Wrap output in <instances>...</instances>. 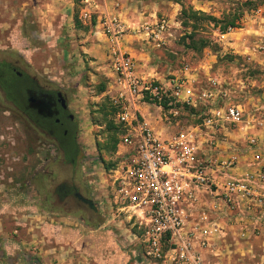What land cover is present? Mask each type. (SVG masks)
<instances>
[{
    "label": "rangeland",
    "instance_id": "374dc122",
    "mask_svg": "<svg viewBox=\"0 0 264 264\" xmlns=\"http://www.w3.org/2000/svg\"><path fill=\"white\" fill-rule=\"evenodd\" d=\"M120 1L125 9L122 11H126L120 18L131 28L151 18V14L169 18L174 26L173 37L161 47L141 37H126L129 34L124 37L125 42L136 43L146 54L133 55L138 60L139 75L168 79L188 66L199 73L203 82L208 78L221 81L232 90L234 100L247 107L248 114L253 111L255 116L260 112L257 117L262 118V90L250 79L261 81L262 75L249 74L257 72L259 66H250V62L235 57L228 41L240 42V34L225 39L218 32L222 23L233 18L240 27L247 24L245 0ZM127 4L134 7L128 9ZM84 9L92 13L90 22L81 18ZM100 10L93 9L84 0H0V61H11L19 71L34 77L40 86L66 96L69 109L77 118L81 147L75 168L63 164L46 138L0 96V264H23L26 255L35 257L41 264H56L55 254L49 252L62 243L58 239L61 233L58 226L66 216H73L84 239L93 240L91 230L97 229L96 238L101 236L105 240L103 232L110 230L115 243L127 246L132 256L130 264H147L142 258L141 233L134 221H130V215L119 211L111 201V177L119 165L113 144L115 140L118 142L119 131L115 132L112 127V121L116 124L111 102L115 87L108 67L105 39L96 34L95 29L102 14ZM200 12L206 13L205 17ZM244 14L242 21L238 20ZM208 16L218 22L207 19ZM192 32L194 40L198 43L207 40L209 46L199 52L190 49L187 36ZM250 97L259 98L258 104L253 99L251 102L255 105L249 103ZM139 107L155 133L164 137L193 131L206 112L204 105L198 109L176 105L174 110L161 109L155 103ZM258 129L262 127L257 126ZM240 136L234 135L239 143L235 139L220 138L217 148H239L249 153L246 141ZM64 181L78 188L93 202L94 208H80L72 200L67 201V205L61 204L54 188ZM205 196L198 211H206L210 220L217 223L208 238L210 247L205 263L264 264V234L257 215L243 209L216 211L211 206L212 198ZM18 213L29 214L28 222L33 225L25 240L23 227L17 224ZM104 224H107L105 229ZM35 231L38 241L33 237ZM12 241H26L24 251L11 252ZM39 247L43 248L42 255H39ZM98 249V264H103L104 251L100 246ZM47 250L50 251L46 253Z\"/></svg>",
    "mask_w": 264,
    "mask_h": 264
},
{
    "label": "built area",
    "instance_id": "2783aa9c",
    "mask_svg": "<svg viewBox=\"0 0 264 264\" xmlns=\"http://www.w3.org/2000/svg\"><path fill=\"white\" fill-rule=\"evenodd\" d=\"M81 18L90 22L92 13L84 9ZM96 25V34L105 39L115 87L111 102L120 129L111 201L130 215L141 233L144 262L204 264L198 248L209 245L211 232L206 228L198 245L193 231L212 223L206 211H198L205 195L212 198L216 211L243 209L257 215L264 234V146L249 135L245 110L234 100L232 90L215 78L203 82L188 66L162 80L138 74L137 61L123 49L124 37L128 32L137 33L157 47L165 46L174 35L167 17L131 28L119 16L105 12ZM150 103L161 109L166 103L171 110L176 105L194 109L204 105L206 112L193 131L164 137L156 134L139 112L140 104ZM239 133H244L242 139L252 162L248 173L233 175L238 158L217 159L214 151L220 138L228 140Z\"/></svg>",
    "mask_w": 264,
    "mask_h": 264
},
{
    "label": "crops",
    "instance_id": "0c3cea01",
    "mask_svg": "<svg viewBox=\"0 0 264 264\" xmlns=\"http://www.w3.org/2000/svg\"><path fill=\"white\" fill-rule=\"evenodd\" d=\"M245 1L248 2L249 4L247 5L248 11L245 12L247 14L246 15L247 19H245L247 24L244 27H240V26L234 27V28L230 27L225 33H222L219 28L218 32L220 33L222 38H225V39L234 34L241 35L240 42L232 40V41H228V44L231 45V47L233 48V53L235 57L237 58L241 57L244 60L250 62V66L251 65L255 66V64L259 66L255 70L257 72H249V74L255 73V75L256 74L259 76L262 75L261 81H259L258 79L254 80L252 77H250V79L253 80V82L257 83L258 87H260V89L262 90L263 100L261 102H262L263 109H264V0H245ZM84 3H89V6H91L93 9L100 8L101 9L100 11L102 13H105V12L109 14L112 13V14H116L119 17H122L123 14L126 13V11H122L125 9L122 7L123 4L120 0H84ZM127 7L128 9L130 8L132 9L134 6L132 4L131 5L127 4ZM150 16L152 17L145 18L147 20L144 22H153L155 19L160 18L156 14H151ZM244 16L245 14L238 20L242 21ZM96 26L97 25H95V29H96V32H98L97 31L98 29ZM236 29L242 30L243 32L234 33L233 30H236ZM135 36L141 37L143 40L148 42L144 36H141L137 33L133 34L131 32L126 37L134 38ZM148 43L152 44L151 42H148ZM167 43H169V41ZM123 49L128 54H130L132 57L134 56L141 57V56L146 55L144 52H141L138 49L136 43L131 42L129 40L128 42H125V39L123 40ZM251 99L253 98L250 97L248 99L250 101L249 103L253 105L258 104L257 101H259V98H257V100L253 99L256 101L255 104L251 102L252 101ZM140 108L141 107H139V112H140ZM244 110H245L246 128H249L248 130L249 135L255 138H258L260 141H262L263 143L262 146H264V112L261 113L262 118L260 119L257 117V114L258 113L260 114V112H256L257 114L253 116L254 112L252 111L251 114H248V110L246 106ZM140 114L143 116L141 112ZM257 126L262 127V129L260 130L258 129L259 131L256 130ZM238 135H241L240 137H244V133L242 134L239 133ZM231 139L236 140V138H234V135L231 137ZM236 141L239 143V140H236ZM240 150L239 148H217L214 151V154L217 159H226L229 156H236L239 160V164L237 168L232 171V174L233 175H244L248 173L249 171V164L252 162V154L251 152L244 153L242 150L241 151ZM95 212L97 211L95 210ZM28 216L29 214H26V213H22V214L18 213V215L16 216L18 218L17 224L20 225V227H23V229H21V232L24 236V240H25L26 233H29V231L33 227V225H31V223L29 224L28 222V219H27ZM39 216L42 217L43 215H39ZM216 224L217 223L212 222L209 225H205V224L199 225V227L193 231V234L195 236V241H198V245H199V240L205 238L206 236L205 234L206 228L209 230V232H211L214 225ZM77 226L78 224L76 223L75 219H73V216H66L62 218V222L58 226V229L61 230V233L58 239L61 240L62 243L56 245L55 247H52L51 251L53 252H49V253L55 254L56 264H98L99 260L97 259V256H96L98 246H100L101 249L104 251L103 252L104 257L101 263L103 264H130V259L132 256L129 253L127 246L123 243L120 245L115 243V239L111 236L112 232H110V230L103 232L105 236H108V237L103 236L105 238V240H103V238L101 239V236H98L99 239H97L96 235H94V233L97 232V229H92L91 232H93L92 234L93 240L88 241L82 237L79 230L77 229ZM36 227H38V225ZM106 227H107V224H104L103 228L105 229ZM15 232H18V231H15ZM33 234H34L33 237H35L37 234V231H35ZM120 234L122 235V230ZM35 239L38 241V237H35ZM42 240L44 241V239ZM42 240H39V242L41 243ZM201 242L202 240L200 241V243ZM25 245H26V241H12L11 242V252H17V251H22V250L24 251ZM209 247H210V242H209V245L200 246L198 248V251L201 252L202 258L204 259V264H206L205 263L206 262V252H207V248ZM39 250H40L39 255H42L43 248L39 247ZM48 251L50 250H47L46 253ZM82 259H85L86 262H84ZM45 264H47V262H45Z\"/></svg>",
    "mask_w": 264,
    "mask_h": 264
},
{
    "label": "flooded vegetation",
    "instance_id": "af4514ba",
    "mask_svg": "<svg viewBox=\"0 0 264 264\" xmlns=\"http://www.w3.org/2000/svg\"><path fill=\"white\" fill-rule=\"evenodd\" d=\"M0 96L46 138L63 164L72 168L77 166L81 156L77 118L70 111L67 98L62 92L40 86L34 77L19 71L11 61L3 60L0 61ZM54 194L63 205L72 200L80 208H94L93 202L69 181L56 185Z\"/></svg>",
    "mask_w": 264,
    "mask_h": 264
},
{
    "label": "trees",
    "instance_id": "16d2710c",
    "mask_svg": "<svg viewBox=\"0 0 264 264\" xmlns=\"http://www.w3.org/2000/svg\"><path fill=\"white\" fill-rule=\"evenodd\" d=\"M76 1L79 2L80 0H76ZM250 4H251V2H250ZM247 5H249L248 2H246V6H247ZM200 13H201L200 15H202V17H203V16L205 17V14H204V13H202V12H200ZM184 14H186V12H184ZM193 17H195V16H193ZM208 17H209V18H207V19H211V20H213V22H215V23L218 22V20H217L216 18H213L212 16H208ZM204 19H205V18H204ZM183 23H184L185 26L187 25L186 22H183ZM230 27H231V28L239 27L238 24H237V22H236V19H235V18H233V19L227 21L226 23H222L221 26H220V31H221L222 33H225V32H227V30H228ZM196 28H197V27L194 26V31L196 30ZM187 37H188V39H189V45H188V47H189L190 49L194 50V51H198V52H199V51H201L202 49L208 47L209 44H210L207 40H199V43H198L196 40H194V32H192L191 34H189ZM14 78H16V77H14ZM101 91L104 92V87L101 88ZM164 107L167 108V109H169V107L167 106L166 103L164 104ZM113 112L115 113V109H114ZM112 127H113V129L115 130V132H116V131L118 132V131L120 130L119 127H118L116 124H114L113 121H112ZM118 142H119V138H118ZM118 142H117V140H115V142H114V144H113V148H114V150L117 148ZM24 260H25V261H24L23 264H41L40 261H39L38 259H36L35 257H33V256H28V255H26V256L24 257Z\"/></svg>",
    "mask_w": 264,
    "mask_h": 264
},
{
    "label": "water",
    "instance_id": "95a60500",
    "mask_svg": "<svg viewBox=\"0 0 264 264\" xmlns=\"http://www.w3.org/2000/svg\"><path fill=\"white\" fill-rule=\"evenodd\" d=\"M61 96V94H59ZM65 102V101H64ZM65 105V103H63Z\"/></svg>",
    "mask_w": 264,
    "mask_h": 264
}]
</instances>
